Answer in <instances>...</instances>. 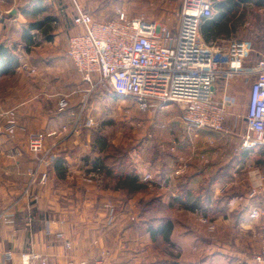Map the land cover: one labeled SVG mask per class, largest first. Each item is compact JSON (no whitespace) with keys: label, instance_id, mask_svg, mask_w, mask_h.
<instances>
[{"label":"crops","instance_id":"obj_1","mask_svg":"<svg viewBox=\"0 0 264 264\" xmlns=\"http://www.w3.org/2000/svg\"><path fill=\"white\" fill-rule=\"evenodd\" d=\"M34 1L7 0L5 6L8 5L6 10L11 16L0 20V43L16 45L20 58L14 73L0 75V212L9 210L13 214L9 221L0 219V264H22L23 253L37 255L35 264H41L43 259L47 264H82L83 261L86 264H256L252 258L264 239V217L252 219L249 211L254 204H263L264 196H252L251 192L247 194L243 190L234 192L236 184L222 179L211 185L210 207L215 210L208 213V217L215 231L202 224L197 213L184 208L189 213H184L183 219L175 216L179 219L176 221L171 213L154 216L122 209L107 213L100 206L107 196L103 190L77 192L82 186L79 175L88 173L92 168L91 160L102 156L93 146L75 140L73 137L77 135L69 138L67 133V129L75 125L80 92L90 85L68 58L65 46L69 36L82 32L83 27L72 21L55 0H43L58 16V26L50 40L37 34L36 43L27 44L22 35L28 20L22 10ZM12 17H17L19 22V35L15 39L5 34L6 22ZM255 61L253 52L245 71L230 81L229 91L237 96V102L229 107L226 117L232 127L241 128L237 118L242 107L246 113L251 89V80L247 77L254 78L251 69ZM23 66L34 67L36 72L26 75ZM77 76L82 81L77 80ZM33 131L46 134L47 147L63 136L61 140L72 139L60 149L55 147L48 161L41 164L28 147V136ZM217 133L211 138L222 134ZM14 147H18L21 154L10 158L5 151ZM58 156L66 160L65 178H59L54 167ZM135 167L142 179L145 174L139 166ZM222 167L217 161L199 167L189 175V187L199 188L210 173ZM30 171L37 172L38 178L30 198L22 197L30 181ZM44 172L48 178L42 184L39 179ZM163 172L167 175H159V179L148 183L167 187V193L164 191L161 195L170 205L171 198L178 195V184L188 176L176 179L178 176L175 177L171 167ZM74 174L76 180L72 184H62ZM200 176L202 179L197 182ZM221 197L223 200L216 207L214 202ZM192 215L196 217L195 225L186 220ZM163 220L174 224L169 239L162 235L153 237L149 231V222L158 225ZM59 232H63L65 238L59 237ZM67 240L71 247L66 246ZM8 251L13 253L12 260L6 259Z\"/></svg>","mask_w":264,"mask_h":264},{"label":"built area","instance_id":"obj_2","mask_svg":"<svg viewBox=\"0 0 264 264\" xmlns=\"http://www.w3.org/2000/svg\"><path fill=\"white\" fill-rule=\"evenodd\" d=\"M76 7L75 23L81 25L83 31L69 36L66 54L83 79L90 83L89 90L101 85L114 95L133 98L142 110L150 109L154 103L179 104L190 125L215 132L225 131L228 109L237 102V96L229 91L230 81L245 71L255 49L253 42L248 40L211 44L201 37V23L213 14L212 0H183L176 31L143 17L129 18L124 12L119 13L116 20L102 21L78 4ZM251 70L254 78L247 77L251 80V89L245 113L243 148L264 143V39ZM45 138L44 132L35 131L28 139L29 150L41 164L46 163L55 150V143L45 145ZM5 154L15 158L21 150L14 147ZM94 172L87 173L89 181ZM29 176L31 180L22 197L30 198L38 178L35 171H30ZM47 178V172H44L39 182L45 184ZM142 179L148 182L152 177L146 174ZM251 195L264 196V177L253 187ZM105 208L111 212L114 206L105 203ZM249 216L256 220L264 217V203L254 204ZM12 218L9 210L0 212V219L9 221ZM203 221L208 222L205 218ZM46 222L50 224V220ZM209 227L214 230L215 225L211 223ZM58 236L65 238L63 232ZM66 246L71 247L69 240ZM5 256L8 260L13 259L11 251ZM36 258L38 256L32 253H23L22 264H35ZM252 261L264 264V239ZM41 264H47L46 260L43 259Z\"/></svg>","mask_w":264,"mask_h":264},{"label":"rangeland","instance_id":"obj_3","mask_svg":"<svg viewBox=\"0 0 264 264\" xmlns=\"http://www.w3.org/2000/svg\"><path fill=\"white\" fill-rule=\"evenodd\" d=\"M6 1L0 0V20L7 18L9 15L11 16V12L6 10L8 7V5L5 6ZM72 1L75 5L78 4L82 9L89 11L98 20H116L119 18V13L124 12L129 18L143 17L150 21L166 24L174 31L178 29L180 24L183 5V0ZM218 1L212 0V15L217 13L216 3ZM15 18L17 17L9 18L5 27V34H9L12 39L19 35V22ZM234 22L236 28H233L229 37L216 39L211 44H226L227 41L235 39L248 40L253 42L254 54L258 50H262L264 6L259 7L255 3L241 5L234 17ZM201 37L204 39L202 34ZM65 46L67 48V45ZM26 67L23 66V72L26 75L27 73L36 72L34 67L30 69H26ZM79 79L81 80L77 76V80ZM86 86H88V89L80 92L79 100L81 99V102L77 105L74 117L75 125L70 126L67 129L68 132H66L69 133V138L74 134V136L77 135L73 138L75 140L79 139L81 143L87 146H95V144L100 146L105 143L106 147L105 151L102 152V157L108 155L105 160L108 166L115 167L120 159L124 161L123 164H127L130 156L133 165L139 166L143 171V175L150 174L152 179H159V175H167L163 171L166 172L167 168L171 167L175 177L178 176L176 179H178L192 175V173L198 171L199 167H205L207 163L217 161L224 168L228 167L229 172L227 174L225 170L223 180L236 184V186H233L232 191L243 190L247 194L263 180L264 152L262 153L261 150L264 147L260 145V147L256 145L251 147L249 161L240 162L238 155L236 156L243 149H248L242 147V137L246 129L245 107H242V112H239L241 115L238 118L236 117L239 119L241 128L236 125L232 127L229 120H227L225 131L219 134L218 137L213 135V138H211L213 133H218L190 125L184 117L182 106L179 104L159 105L154 103L150 109L142 110L131 97L114 95L109 89L101 85L92 90H89L90 85ZM66 132H62V135H65ZM77 132H80V134H77ZM63 137L58 138V141L55 140L57 149L64 146L67 140L72 139L67 137L61 140ZM90 170L94 171V168L92 167ZM87 175L85 172L79 175L82 186L77 192H81V190L100 192V190H103L107 196L103 198L104 200H102L100 206L107 213H117L119 209L126 210L129 213H149L154 216L171 213L179 219L185 218L184 213H189L183 210L182 207L169 205L167 199H165L166 197L164 198L161 195L168 189L165 186L161 188L160 185H150L151 183H149V187L143 191L128 193L126 190L116 189V180L100 171L94 172L91 181L88 180ZM75 176L74 174L71 180H66L62 184L66 185L68 182L72 184L76 180ZM196 179L198 182L202 177ZM181 181H184V178ZM159 194L161 197H159ZM153 198H156V200L148 204V201ZM105 203L113 204L114 208L111 212L105 208ZM195 215L199 216V221L207 226L210 231H215V229L212 230L209 227L212 222L210 217H205L201 213ZM204 218L208 222H204ZM176 219L175 217V221ZM186 220L191 222L192 225L196 223L194 215L187 217ZM177 225L179 230L180 225L178 222Z\"/></svg>","mask_w":264,"mask_h":264},{"label":"trees","instance_id":"obj_4","mask_svg":"<svg viewBox=\"0 0 264 264\" xmlns=\"http://www.w3.org/2000/svg\"><path fill=\"white\" fill-rule=\"evenodd\" d=\"M61 9L65 10L66 15L75 21L78 11L77 7L72 0H55ZM255 3L256 6H264V0H219L216 3L217 13L212 17L204 20L201 23L200 31L204 39L212 43L219 38H227L231 35L233 28H236L234 17L241 5ZM22 13L28 18V23L23 29V40L27 44L32 45L36 43V35L40 34L47 40H50L53 36L54 30L58 26L59 18L54 15L52 7L48 3H44L43 0H36L23 8ZM235 23V24H234ZM20 65V58L17 53V46H8L6 43H0V75L12 74ZM264 147L263 142H258L256 146ZM259 146V147H260ZM106 144L102 143L100 146H93L94 149L101 152L105 151ZM250 148L243 149L240 153L236 154L239 157L240 162L249 161L251 153ZM262 153L264 149L261 150ZM105 156V157H104ZM95 157L91 160L92 167L95 171H100L108 177L115 179V188L126 190L128 193H137L143 191L149 187L148 182L142 181L138 170L130 160L127 164H123V160L110 167L106 163L108 155ZM57 176L59 178H65L67 174L66 160L62 156H58L54 163ZM228 174V167L219 168L217 171L210 173L206 178L204 184L199 188H190L188 183L190 177L188 176L185 181H181L178 184L177 196L172 197L170 200V206L177 205L192 212H197L208 217V213H213L215 208L210 207L211 202V185L217 180H222L224 172ZM235 195V194H234ZM156 198L148 201V204L154 202ZM220 200L223 197L215 200L216 207L219 205ZM149 222V221H148ZM174 224L171 220H163L158 225L149 222V231L156 237L162 235L165 239H169L172 234Z\"/></svg>","mask_w":264,"mask_h":264}]
</instances>
